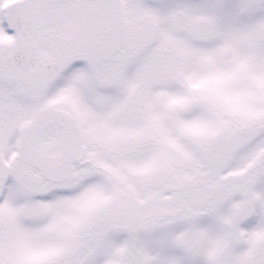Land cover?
I'll return each instance as SVG.
<instances>
[{
	"label": "snow or ice",
	"instance_id": "6c2138e0",
	"mask_svg": "<svg viewBox=\"0 0 264 264\" xmlns=\"http://www.w3.org/2000/svg\"><path fill=\"white\" fill-rule=\"evenodd\" d=\"M0 264H264V0H0Z\"/></svg>",
	"mask_w": 264,
	"mask_h": 264
}]
</instances>
